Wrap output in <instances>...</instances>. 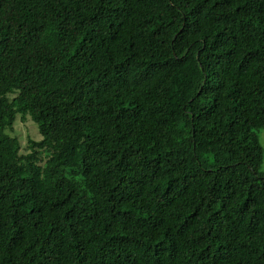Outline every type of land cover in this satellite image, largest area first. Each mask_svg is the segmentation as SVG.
<instances>
[{"label": "trees", "instance_id": "trees-1", "mask_svg": "<svg viewBox=\"0 0 264 264\" xmlns=\"http://www.w3.org/2000/svg\"><path fill=\"white\" fill-rule=\"evenodd\" d=\"M262 128L264 0H0V264H264Z\"/></svg>", "mask_w": 264, "mask_h": 264}, {"label": "rangeland", "instance_id": "rangeland-1", "mask_svg": "<svg viewBox=\"0 0 264 264\" xmlns=\"http://www.w3.org/2000/svg\"><path fill=\"white\" fill-rule=\"evenodd\" d=\"M11 134L16 136L21 144V147H25L27 140L29 138L38 140L40 135L38 134L35 124L30 120V118H21L19 115L16 117V120L13 124ZM260 141L264 148V128L259 132ZM261 171L264 172V160L261 165Z\"/></svg>", "mask_w": 264, "mask_h": 264}]
</instances>
